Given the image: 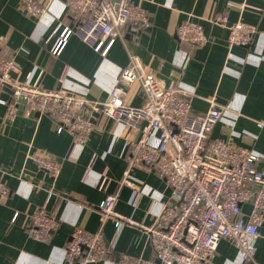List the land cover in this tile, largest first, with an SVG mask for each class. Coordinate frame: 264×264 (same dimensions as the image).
<instances>
[{
    "label": "crops",
    "instance_id": "1",
    "mask_svg": "<svg viewBox=\"0 0 264 264\" xmlns=\"http://www.w3.org/2000/svg\"><path fill=\"white\" fill-rule=\"evenodd\" d=\"M38 1L48 5L41 23L21 13L20 0H0V37L14 53V79L103 101L130 54L150 63L164 86L171 81L170 72L182 66L179 85L194 93L195 114L205 113L211 99L229 106L211 137L230 134L234 145L260 157L256 167L264 173V126H259L264 123V0H133L149 15L150 27L137 36L127 35L124 42L115 41L105 56L74 35L68 37L59 55H51L50 49L62 30L73 29L75 21L65 10V0ZM221 16L228 24L241 21L255 27L248 47L227 45L228 30L212 23ZM188 19L202 26L206 44H178L175 31ZM6 99L7 94L0 96V100ZM142 102L141 93L132 99L133 105ZM6 112L0 102V180L9 190L7 196L0 197V264H62L64 247L74 227L97 230L98 206L104 198L98 188L101 179L109 181L107 192L118 190L128 143L139 135L101 116L83 148L75 151L70 135L57 132L56 123L47 116L19 112L9 120ZM36 153L47 154L61 164L57 177L35 167L29 157ZM92 154L98 159L82 181ZM132 176L137 184L119 190L114 209L138 225L149 226L153 222L150 211L157 210L158 204H170L169 190L153 172L134 169ZM40 207L59 221L47 241H35L27 235L30 216ZM242 209L249 211L246 205ZM138 225L115 228L107 221L103 236L109 251L99 264H116L122 255L152 260L148 234ZM255 245V259L264 264V224ZM237 256L229 242L220 240L212 262L252 264L240 262Z\"/></svg>",
    "mask_w": 264,
    "mask_h": 264
},
{
    "label": "built area",
    "instance_id": "2",
    "mask_svg": "<svg viewBox=\"0 0 264 264\" xmlns=\"http://www.w3.org/2000/svg\"><path fill=\"white\" fill-rule=\"evenodd\" d=\"M64 6L73 16L75 26L62 30L50 49L53 56L60 54L71 35L105 56L115 41L124 42L127 35L137 36L151 24L147 12L133 0H65ZM228 6L244 7L232 3ZM47 9V3L38 0L19 3L21 13L36 23H41ZM212 23L228 30L229 47H248L255 33L253 25L241 21L228 24L222 16ZM175 38L182 46L197 47L207 42L202 26L189 19L177 27ZM11 52L0 37V96L8 95V99L0 102L6 106L9 120L19 112L45 115L56 123L57 132L66 131L70 135L75 151L83 148L101 116L139 135L128 143L118 190L107 192L109 181L101 179L98 188L104 192V198L98 206L97 230L88 232L74 227L64 247L62 264L103 262L109 251L103 236L107 221L115 228L138 225L114 209L119 190L136 183L132 176L134 169L153 172L162 180L169 190L170 204H158L157 210L150 211L151 225H138L148 234L153 259L122 255L116 264H213L220 240L236 249L240 262L258 264L255 244L264 224V173L256 167L260 157L250 149L234 145L230 134L225 138L211 137L229 106L211 99L205 113L195 114L194 93L179 85L182 66L170 72L171 81L164 86L150 63L145 64L132 54L103 101H93L65 89H43L11 76L17 68ZM137 93L143 96L141 105L132 103ZM29 158L39 171L53 178L59 175L61 164L49 155L36 153ZM97 159V154L91 155L82 181ZM8 193L6 184L0 180V197ZM245 205L248 212L242 209ZM15 218L16 214L12 220ZM58 227L59 221L40 207L30 216L27 235L35 241H47Z\"/></svg>",
    "mask_w": 264,
    "mask_h": 264
},
{
    "label": "water",
    "instance_id": "3",
    "mask_svg": "<svg viewBox=\"0 0 264 264\" xmlns=\"http://www.w3.org/2000/svg\"><path fill=\"white\" fill-rule=\"evenodd\" d=\"M21 110H22V107H21Z\"/></svg>",
    "mask_w": 264,
    "mask_h": 264
}]
</instances>
